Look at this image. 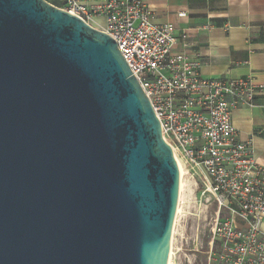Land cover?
I'll return each mask as SVG.
<instances>
[{
	"label": "water",
	"instance_id": "95a60500",
	"mask_svg": "<svg viewBox=\"0 0 264 264\" xmlns=\"http://www.w3.org/2000/svg\"><path fill=\"white\" fill-rule=\"evenodd\" d=\"M180 168L117 41L0 0V264H169Z\"/></svg>",
	"mask_w": 264,
	"mask_h": 264
},
{
	"label": "built area",
	"instance_id": "2783aa9c",
	"mask_svg": "<svg viewBox=\"0 0 264 264\" xmlns=\"http://www.w3.org/2000/svg\"><path fill=\"white\" fill-rule=\"evenodd\" d=\"M60 3L117 41L150 98L183 177L193 179L198 194L179 196L174 227L192 202L207 212L213 208L207 246L194 248L196 264H264V165L255 157L252 138L240 137L232 117L236 108L253 105L264 85L251 77L204 76L201 59L189 54L188 31L177 33L174 23L157 22L145 0ZM178 252L173 245L172 264H178Z\"/></svg>",
	"mask_w": 264,
	"mask_h": 264
},
{
	"label": "crops",
	"instance_id": "0c3cea01",
	"mask_svg": "<svg viewBox=\"0 0 264 264\" xmlns=\"http://www.w3.org/2000/svg\"><path fill=\"white\" fill-rule=\"evenodd\" d=\"M145 1L157 22L174 23L177 33L188 31L189 54L201 59L204 76L251 77L264 85V0ZM175 49H181L180 43ZM232 117L240 137L252 138L255 157L264 165V89L253 105L236 108Z\"/></svg>",
	"mask_w": 264,
	"mask_h": 264
},
{
	"label": "rangeland",
	"instance_id": "374dc122",
	"mask_svg": "<svg viewBox=\"0 0 264 264\" xmlns=\"http://www.w3.org/2000/svg\"><path fill=\"white\" fill-rule=\"evenodd\" d=\"M183 181L184 187L181 198H194L198 193L193 179L184 176ZM203 208V205L192 202L183 209L179 215L180 217L178 216V223L175 229L177 234L173 241L174 247L179 249L176 255L178 264H196L199 260V255L194 248L199 247L202 250L207 246L214 210L211 207L207 212Z\"/></svg>",
	"mask_w": 264,
	"mask_h": 264
},
{
	"label": "bare ground",
	"instance_id": "6f19581e",
	"mask_svg": "<svg viewBox=\"0 0 264 264\" xmlns=\"http://www.w3.org/2000/svg\"><path fill=\"white\" fill-rule=\"evenodd\" d=\"M180 176H181V178H180V194H179V196H180V198H181V194H182V189H183V187H184V177H183V175H184V170H183V167L181 166V164H180ZM178 210L177 211H179V209H180V206H178V208H177ZM175 229H176V227H174L173 228V235H174V232H175ZM172 246H173V236H172V240H171V248H170V259H169V264H172Z\"/></svg>",
	"mask_w": 264,
	"mask_h": 264
}]
</instances>
